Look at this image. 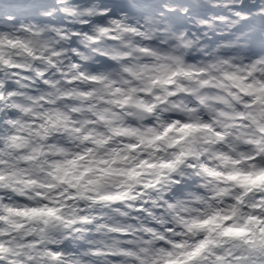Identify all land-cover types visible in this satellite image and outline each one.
<instances>
[{"label": "clouds", "instance_id": "clouds-1", "mask_svg": "<svg viewBox=\"0 0 264 264\" xmlns=\"http://www.w3.org/2000/svg\"><path fill=\"white\" fill-rule=\"evenodd\" d=\"M0 264H264V0H0Z\"/></svg>", "mask_w": 264, "mask_h": 264}]
</instances>
